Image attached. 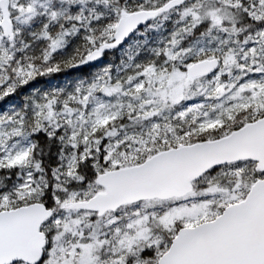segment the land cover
Returning <instances> with one entry per match:
<instances>
[{"label":"snow or ice","instance_id":"snow-or-ice-1","mask_svg":"<svg viewBox=\"0 0 264 264\" xmlns=\"http://www.w3.org/2000/svg\"><path fill=\"white\" fill-rule=\"evenodd\" d=\"M0 264H264V0H0Z\"/></svg>","mask_w":264,"mask_h":264}]
</instances>
